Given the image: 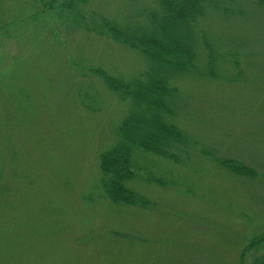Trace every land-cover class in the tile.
Segmentation results:
<instances>
[{"label": "rangeland", "instance_id": "374dc122", "mask_svg": "<svg viewBox=\"0 0 264 264\" xmlns=\"http://www.w3.org/2000/svg\"><path fill=\"white\" fill-rule=\"evenodd\" d=\"M74 1L0 0V264H241L264 234L260 0L207 1L184 70L143 52L158 0L62 9ZM97 71L133 92L158 74L172 89L164 120L186 137L178 161L135 149L127 202L107 198L101 158L139 110Z\"/></svg>", "mask_w": 264, "mask_h": 264}, {"label": "trees", "instance_id": "16d2710c", "mask_svg": "<svg viewBox=\"0 0 264 264\" xmlns=\"http://www.w3.org/2000/svg\"><path fill=\"white\" fill-rule=\"evenodd\" d=\"M207 1L214 0H158L161 15L159 19L158 15L155 16L154 28L148 32L157 38L158 42L147 41L142 44V49L145 53L146 47L151 55L148 57L160 68L167 70L174 67L184 70L192 65V55L188 53L189 46L187 47L184 42V38H188L186 27L203 13ZM79 3L87 2L76 0L65 4L62 9L77 14V10L74 12V9ZM259 5L264 7V2L260 0ZM107 29L108 33L110 32L113 37L115 35L125 46L140 48L141 36L122 33L111 26ZM150 47L155 48L157 54H153ZM208 60V67L215 68L217 57L214 51H211ZM95 73H100L110 90L131 97L136 109L139 110V113L132 114L124 120L116 146L101 158L102 186L107 198L115 203L127 202L133 198V194L123 183L133 175V172H130L134 169L130 166V160L135 149H143L178 161L186 137L182 131L164 120L165 115L172 112L170 104L172 89L166 86L164 81L157 83L155 75L160 77L158 74L153 72L149 75V82L144 86L139 84L137 91L133 92L129 86L107 73L102 71ZM85 107L90 108L87 105ZM176 145H181V148L174 149ZM243 255L245 260L242 258L241 264H264V234L254 238L245 248Z\"/></svg>", "mask_w": 264, "mask_h": 264}]
</instances>
